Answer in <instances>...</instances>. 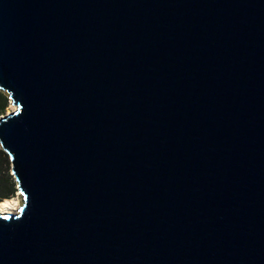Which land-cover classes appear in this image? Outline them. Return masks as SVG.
<instances>
[{
	"label": "water",
	"instance_id": "obj_1",
	"mask_svg": "<svg viewBox=\"0 0 264 264\" xmlns=\"http://www.w3.org/2000/svg\"><path fill=\"white\" fill-rule=\"evenodd\" d=\"M0 91V264H264V0H0Z\"/></svg>",
	"mask_w": 264,
	"mask_h": 264
},
{
	"label": "trees",
	"instance_id": "obj_2",
	"mask_svg": "<svg viewBox=\"0 0 264 264\" xmlns=\"http://www.w3.org/2000/svg\"><path fill=\"white\" fill-rule=\"evenodd\" d=\"M8 102V96L0 91V116L5 113ZM6 165L10 166L9 160L6 154L0 150V202L13 197L17 191L15 182L10 180V176L5 172L6 169H3L6 168Z\"/></svg>",
	"mask_w": 264,
	"mask_h": 264
},
{
	"label": "bare ground",
	"instance_id": "obj_3",
	"mask_svg": "<svg viewBox=\"0 0 264 264\" xmlns=\"http://www.w3.org/2000/svg\"><path fill=\"white\" fill-rule=\"evenodd\" d=\"M20 194H18V197ZM19 210V201L17 199H7L0 202V214H15Z\"/></svg>",
	"mask_w": 264,
	"mask_h": 264
},
{
	"label": "rangeland",
	"instance_id": "obj_4",
	"mask_svg": "<svg viewBox=\"0 0 264 264\" xmlns=\"http://www.w3.org/2000/svg\"><path fill=\"white\" fill-rule=\"evenodd\" d=\"M15 108L12 106V105H10V101L8 102V106H7V108H6V110H5V113L3 114V115H1L0 116V118L1 117H4L5 115H7L8 113H11L13 110H14ZM4 170L6 169V173L10 176V180L13 182L14 180H13V178L11 177V174H10V166H8V165H6V168H3ZM15 188H16V186H15ZM9 199H17L18 200V193H17V191L15 192V194H14V196L13 197H10ZM8 199V200H9ZM4 200H7V199H4ZM3 201V200H2ZM1 201V202H2ZM15 214H16V212H15Z\"/></svg>",
	"mask_w": 264,
	"mask_h": 264
}]
</instances>
